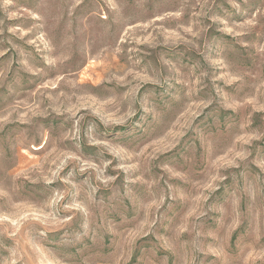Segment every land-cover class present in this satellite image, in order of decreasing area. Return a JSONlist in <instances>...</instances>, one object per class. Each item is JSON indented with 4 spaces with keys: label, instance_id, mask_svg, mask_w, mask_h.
<instances>
[{
    "label": "rangeland",
    "instance_id": "1",
    "mask_svg": "<svg viewBox=\"0 0 264 264\" xmlns=\"http://www.w3.org/2000/svg\"><path fill=\"white\" fill-rule=\"evenodd\" d=\"M0 264H264V0H0Z\"/></svg>",
    "mask_w": 264,
    "mask_h": 264
}]
</instances>
